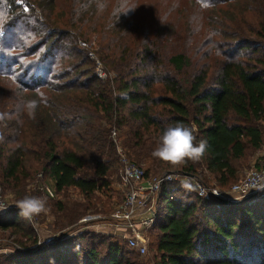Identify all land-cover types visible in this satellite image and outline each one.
Wrapping results in <instances>:
<instances>
[{"label": "trees", "instance_id": "trees-1", "mask_svg": "<svg viewBox=\"0 0 264 264\" xmlns=\"http://www.w3.org/2000/svg\"><path fill=\"white\" fill-rule=\"evenodd\" d=\"M115 2L110 10L108 0H0V185L16 201L43 194L38 175L55 196L77 191L84 203L43 194L56 230L109 191L113 130L146 178L174 172L208 183L205 172L221 190L264 149V0H185L150 12L147 25ZM90 35L113 78L99 80L78 48ZM37 90L47 102L29 116L19 104L39 99ZM176 124L206 142L201 158L173 165L152 157ZM157 203L148 259L91 232L32 249L37 236L15 203L0 212V248L2 240L10 247L0 264H264V197L226 206L177 182L161 187Z\"/></svg>", "mask_w": 264, "mask_h": 264}, {"label": "built area", "instance_id": "built-area-1", "mask_svg": "<svg viewBox=\"0 0 264 264\" xmlns=\"http://www.w3.org/2000/svg\"><path fill=\"white\" fill-rule=\"evenodd\" d=\"M23 9L26 10V7ZM105 76L102 74L103 78ZM114 137L115 133L112 132L113 140ZM119 164L123 199L110 213L106 225L109 234L122 239L129 250L140 256H144L147 252L148 240L145 230L154 223L158 209L157 199L164 184L180 181L189 183L197 197L205 201L226 199L238 202L246 198L260 199L264 197V164L249 170L227 190H221L216 186L207 187L198 178H190L174 172L146 178L142 166L132 163L123 154H119ZM42 192L50 199L55 197L54 191L48 187L42 188ZM13 207L14 205H9L3 200L0 188V212L8 211ZM40 215L34 216L31 220L26 219L37 236V243L32 249L50 245L62 235L57 233L40 238L36 223V219ZM91 219L94 218L82 219L79 224Z\"/></svg>", "mask_w": 264, "mask_h": 264}, {"label": "rangeland", "instance_id": "rangeland-1", "mask_svg": "<svg viewBox=\"0 0 264 264\" xmlns=\"http://www.w3.org/2000/svg\"><path fill=\"white\" fill-rule=\"evenodd\" d=\"M20 1V0H19ZM116 0H108V3L110 4V10L112 7L115 6ZM125 4L128 5L131 9H134L137 15L142 17V21L146 23H150L151 21L149 20L151 18V13L150 12H158L160 10H165L166 6H171L174 7L176 6V9L181 8L185 4V0H125ZM27 11V7L26 10ZM140 17L136 16V19H139ZM77 46L80 50L86 53L87 57L93 64V72L95 76L102 81L107 80V78H113L114 75L112 71L108 72L102 61L99 59L97 55V42L95 41V36L90 35L86 39L78 38L77 39ZM103 75H106L104 78L102 77ZM115 133L114 140L112 139V142L115 146V157H116V162L114 167H112V170L110 171L109 174V181L111 182L110 184V189L107 192L106 195L104 194H96V197L100 198V201H94L93 203L95 204L93 208L88 209L86 213L72 226L66 229L62 230H56L54 229L53 223H54V214L50 211V209L46 206V198L43 194L41 196H37V198L45 199V207L46 211L41 213L39 217L36 219L37 223V229H38V236L40 238H45L47 236H51L54 234H66V235H76L79 232H91L93 234H103L106 236H112L111 234L108 233L109 229L107 227V222H108V217L110 213L113 211V209L122 201L123 199V188H122V183H121V176H120V164H119V154L125 155L129 161H131L128 158L127 152L122 146L121 143V137H119L118 132L116 133L114 130L112 131ZM264 164V149L262 151L253 153V155L250 157L248 162L246 163L245 166H243L240 171H239V177L235 181L237 182L239 179H241L245 173H247L249 170L255 167H259V165ZM206 180H209L207 183L204 180H201L202 183L206 184L207 187H214L216 186L215 183L210 180V177L207 173L204 172ZM37 179H40V183H42L41 187H48L52 189V183L49 180H44L41 178V175L37 176ZM200 179V178H199ZM184 183V181H180ZM234 182V183H235ZM232 183V184H234ZM187 186H190L192 189V185L189 183H184ZM231 184V185H232ZM28 185V184H27ZM219 188L218 186H216ZM231 187V186H230ZM229 187V188H230ZM1 188V194L3 200L9 204L13 205L15 204L16 197L12 193H6L3 191L2 186L0 185ZM30 185L28 187L26 186V190L28 189L29 191L31 189ZM221 189V188H219ZM228 189V188H227ZM226 189V190H227ZM193 190V189H192ZM225 190V189H222ZM66 195H61V196H55L53 201L56 202H76V203H84L85 201L78 195L77 191L75 190H69L65 193ZM36 197V196H35ZM87 218H94L91 220H87L84 223L79 222L82 219H87ZM72 228V229H71ZM148 230V229H147ZM147 230H145V235L148 240V233ZM143 233V231H142ZM6 241L2 240L1 243H3V247L0 248V254L9 252L10 247H4ZM126 244V243H125ZM151 253L149 250V245L147 243V252L144 256H140L139 258L141 259H148L150 257ZM148 264H154L151 258L147 262Z\"/></svg>", "mask_w": 264, "mask_h": 264}, {"label": "clouds", "instance_id": "clouds-1", "mask_svg": "<svg viewBox=\"0 0 264 264\" xmlns=\"http://www.w3.org/2000/svg\"><path fill=\"white\" fill-rule=\"evenodd\" d=\"M131 8L122 10L127 12ZM214 35V33H210ZM36 95L39 99L21 100L19 107L26 111L29 116L35 115V110L40 104H46L47 97L41 90H37ZM6 118L5 113H0V121ZM195 128L176 124L162 131L156 142L152 157L173 165L183 164L186 160H198L206 150V142L201 141L198 145L194 143ZM2 139V137H0ZM19 209V215L25 219L31 220L46 211L45 201L41 198L25 196L16 202Z\"/></svg>", "mask_w": 264, "mask_h": 264}, {"label": "water", "instance_id": "water-1", "mask_svg": "<svg viewBox=\"0 0 264 264\" xmlns=\"http://www.w3.org/2000/svg\"><path fill=\"white\" fill-rule=\"evenodd\" d=\"M218 201L221 202L223 205H226V206L234 205L237 203V202L226 200V199H218Z\"/></svg>", "mask_w": 264, "mask_h": 264}]
</instances>
